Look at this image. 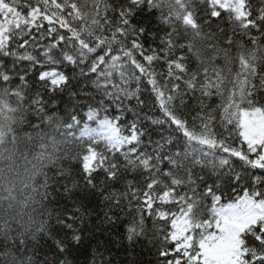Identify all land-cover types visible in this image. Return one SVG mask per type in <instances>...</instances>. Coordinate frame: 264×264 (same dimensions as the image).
I'll return each mask as SVG.
<instances>
[{"label": "snow or ice", "instance_id": "snow-or-ice-1", "mask_svg": "<svg viewBox=\"0 0 264 264\" xmlns=\"http://www.w3.org/2000/svg\"><path fill=\"white\" fill-rule=\"evenodd\" d=\"M0 264H264V0H0Z\"/></svg>", "mask_w": 264, "mask_h": 264}]
</instances>
